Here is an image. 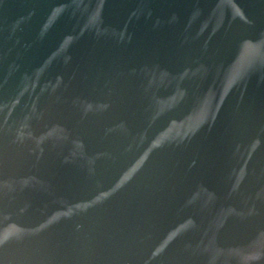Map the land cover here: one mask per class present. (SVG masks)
I'll return each instance as SVG.
<instances>
[{
  "label": "water",
  "instance_id": "95a60500",
  "mask_svg": "<svg viewBox=\"0 0 264 264\" xmlns=\"http://www.w3.org/2000/svg\"><path fill=\"white\" fill-rule=\"evenodd\" d=\"M0 264H264V0H0Z\"/></svg>",
  "mask_w": 264,
  "mask_h": 264
}]
</instances>
